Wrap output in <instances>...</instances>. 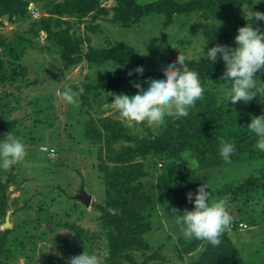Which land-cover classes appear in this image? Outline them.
<instances>
[{
  "label": "trees",
  "instance_id": "1",
  "mask_svg": "<svg viewBox=\"0 0 264 264\" xmlns=\"http://www.w3.org/2000/svg\"><path fill=\"white\" fill-rule=\"evenodd\" d=\"M106 1L109 0H0V17L18 23L29 21L24 32H16L13 37L0 35V88H2L0 91V135L11 131L16 135L18 131L13 128L14 121L8 119V110L11 108L9 98L14 95L12 88L18 89L15 82L26 78L28 70L26 61L30 58L28 57L30 50L56 53L58 55L56 60L62 63L65 69L85 61L91 69L101 67L108 62L124 63L126 73L122 75V78H116L114 72L108 73V77L100 80L87 75L85 80L69 85L73 89L82 86L84 91L79 93L78 103L70 104L74 111L67 114L73 119V124L84 131V136L92 144L99 145L100 163L97 166L101 172L102 184H105L106 189L104 203L96 202L93 205L102 213L99 216L100 229L90 232L74 223L69 224L64 221L53 226L51 220L47 228L51 231L58 227L77 229L76 240L82 242L79 245V251L86 250L93 253V248L105 249L108 252L105 261L109 264H120L124 261L128 264H148L153 259H166L160 252L161 248L142 263L136 261L131 251L148 248L144 238L149 231L153 230L151 218L155 214V204L161 202L164 207L168 205L172 209H179L178 214H181L183 209H189L192 204L186 194L189 191L195 193L199 180L204 181L210 178L195 179L191 171L180 163L181 158H196L201 166L209 169L241 162L258 163L259 167L255 166L253 172H248V176H243L242 180H228L226 177L217 179V186L208 185V190L215 198L228 195L227 200L231 203L235 202V209L239 214L252 206L254 201L264 202V163H262L264 152L255 147L256 136L246 128L251 116L264 112V93H258L257 97H253L248 102L238 101L233 104L228 101L227 104L224 101L225 93L231 82H226L221 77L225 71L224 62L220 59L210 62L203 56L198 60L185 61L190 69L199 74L203 86L207 87L202 97L188 109L187 115L165 116L166 121L161 124L157 132H154L150 123L143 119L132 125H125L112 117L95 118L91 109L96 107L95 111L98 114L105 111L102 106L111 103L113 99L111 93L131 94L137 90L132 81L146 82L147 77L159 76L163 73L160 70L146 69L144 59L132 46L91 45L90 37L79 32L80 24L89 16L95 20L107 14L109 10H113L110 20L123 27H131L149 15L155 16L161 23L168 26L173 22L174 15H177L178 20L182 22L180 28L183 29L186 28L185 24L191 15L201 12L203 18L207 20L216 18L221 25L232 23L234 27L229 31L237 34L239 27L249 23L244 18L246 15L244 7L248 4L252 5L253 0H151L149 2L147 0H113L112 7L105 6ZM258 1L256 3H259ZM31 2L36 3L40 13L46 12L47 15L33 17L28 9ZM261 10L264 12L263 6ZM87 28L93 29V26H87ZM42 31L46 34L47 43L45 44L39 41ZM229 31H225L226 35L219 38L218 43L235 46L232 34L227 35ZM261 31H264V26L261 27ZM213 45L210 43L207 46ZM136 65H142L143 70L134 71ZM130 71L131 75H129ZM256 79L258 84L264 83V71L257 73ZM16 101H18L17 98ZM53 103L51 92L37 96L33 100L36 115L47 111L54 112ZM79 123L85 127L82 128V125L80 127ZM138 128L145 132L142 136L137 131ZM220 138L235 145V151L228 161L219 154ZM116 144L120 145L118 149L115 148ZM49 149L57 153L56 147L52 146ZM36 150V146L33 147L31 154L21 163H25L27 169H31L32 177L35 174L44 177L43 174L47 170L49 172L47 179H52V173L57 164L51 158H49L51 163L48 161L44 164L40 163L33 154ZM25 160L32 162L27 163ZM155 161H161L158 163L161 165H158L161 171L157 178V188L154 192L146 191V186L141 180L148 176L149 164H155ZM10 181L17 182L18 174H10L7 182L0 186L2 221H5L9 208L8 196L4 193ZM40 194L44 196L43 192ZM68 198L69 201L75 200L71 203L73 208L70 207L69 210L82 209L74 196ZM50 202L51 200L42 199L35 209L34 203L26 200L24 206L26 216L16 220L12 227H6L0 231V264H17L18 254L26 258L24 264L33 263V253L38 241L47 239L50 235L46 232L47 230L41 228L48 216L53 217L48 211ZM31 209L36 211L34 216L28 213ZM19 210L21 209L13 210V215H18ZM256 210L252 209L253 214L250 218L241 217L231 221L235 232H240V223L250 227L255 226L258 221L254 213ZM259 217H262L264 223V209L259 212ZM219 240L218 244L213 245L206 239H189L180 236L179 246H175L177 256L183 260L184 255H190L203 242V252L197 260L189 264L253 263L251 259L243 256L236 242H233L226 231L221 233ZM46 258L48 264H57L53 262L49 254ZM257 264L261 262L258 261Z\"/></svg>",
  "mask_w": 264,
  "mask_h": 264
},
{
  "label": "rangeland",
  "instance_id": "2",
  "mask_svg": "<svg viewBox=\"0 0 264 264\" xmlns=\"http://www.w3.org/2000/svg\"><path fill=\"white\" fill-rule=\"evenodd\" d=\"M256 2L257 0H253V4ZM258 2L255 5L248 4L244 7L246 10L244 18L252 22L253 27L257 25H260V27L264 26V21H256L254 17L252 21L249 20L251 11L262 12L261 6L264 7V1L259 0ZM104 5L112 7L114 1H106ZM28 9L30 14L33 13L34 15L38 10L35 2H31ZM33 10L36 11L33 12ZM38 11L39 13L41 12L40 10ZM113 13V10H109L107 14L95 20H92L90 16L85 18L80 24L79 32L90 37V44L93 46L112 47L117 44H125L134 47L140 53L141 58L144 59V66L148 70L161 71L159 65L169 59H174L179 52L185 55V61L198 60L204 56L202 54L203 48L206 54L209 48L208 44L218 43L219 38L226 35L224 34L225 31H229L230 28L234 27L232 23L221 25L216 18L207 20L203 18L201 12H195L191 15L187 19V24H185L186 28L183 29L180 28V23L182 22L178 20L177 15H174L173 22L168 26L161 23L155 16L149 15L131 27H123L110 20ZM41 14L47 15L46 12ZM0 22V35L7 37H13L16 32H24L29 24V21L24 23L11 22L3 17H0ZM86 25L93 26V29L87 28ZM187 30L189 31L188 34ZM229 34H232L231 36L234 39L236 32L230 33L229 31L227 35ZM45 35L43 34L40 37L39 41L41 44L47 43ZM28 55L30 58L26 61L28 62L26 78L15 82V85H18V89L12 88L14 95L9 98L11 108L8 110V119L13 120V128L18 129L14 136L21 139L25 144L24 158H27L31 154L33 147L36 146L37 150L33 154L36 155L35 157L38 161L42 164L47 163V161L51 163L49 160L51 158L57 164L55 165L56 172L54 169L52 179H47L49 174L47 170H45L44 174L42 173L46 178L39 174H35L32 177L30 174L31 169H27V165L19 161L7 169L0 168V186L7 182L10 174H18V181H10L4 193L5 196H8V211L11 212L9 214L10 227L14 225L16 220L26 216V208L24 209L26 200H31L35 209L42 199L51 200L48 211L53 217L48 216L41 226L50 235L47 236V239L38 241L33 253L34 261L32 264H48V259L46 258L48 254L53 258L54 263L68 264V257L84 252L79 251V245L82 242L81 240H76L77 229L58 227L51 231L47 228V224L49 220L53 221V226L58 222L64 221L69 224L74 223L83 229L90 230V232L98 231L100 229L99 216L102 213L93 204L96 202L104 203L106 186L102 184L101 172L97 166L100 163L98 157L99 145L92 144L84 136V131L73 124V119L68 116L67 112L74 111V108H71V103L63 98L62 89L85 80L87 75H90L93 79L100 80L108 77V73L114 72L113 74L116 78H122V75L126 73V65L119 61L117 63L108 62L101 67L91 69L85 61L82 64L65 69L62 63L56 60L58 58L56 53L30 50ZM206 88L205 86L204 90ZM48 92L53 94L55 111L42 112L40 115H36L33 100L37 96ZM16 98L18 101H16ZM44 108L46 109V107ZM102 108L105 111L101 112V114L95 111L96 107L92 108V115L95 118L112 117L128 125L112 103L109 105L103 104ZM165 121L164 118L160 122H149L150 127L154 132H157ZM81 125L79 123L80 127ZM82 126V128L85 127V125ZM100 126L103 125L100 124ZM137 131L141 136L145 133L141 128ZM52 146L56 147L57 153L47 151L46 148ZM119 147V144L115 145L116 149ZM159 162L161 161L149 164L150 172L147 177L141 180L146 186V191L152 190L154 192L157 188V178L161 171L158 166ZM180 163L191 171L195 179L210 177L208 180H199L197 184L200 185L206 182L207 186L209 185L210 187H216L217 179H225L224 177L228 180H242L243 176H248V172H253L252 170L255 166L259 167L258 163L255 162H241L209 169L201 166L196 158L188 157L181 158ZM108 165L112 164L108 163ZM195 182L197 183L196 180ZM0 190L1 195L2 189ZM81 190H85L92 195L90 206L87 207L81 201L76 200L77 204L83 205L82 207L80 206L82 209L69 210L71 203L75 200L69 201L68 197L74 196L75 198ZM41 192L44 193L43 197L40 194ZM227 197L228 195L220 198L226 200L227 209L232 220H238L241 217L250 218L253 214L252 209H257L254 213L258 217V221L254 227L247 226L240 232H235L236 230L233 229L231 222L224 231L228 233L233 242H236L243 256L251 259L252 264H257L258 261L264 264V223L262 217H259V212L264 209V202L254 201L252 206H249L243 213L239 214L236 212L235 202H229ZM193 207L194 205L190 204L189 210ZM17 208L21 210L15 216L12 211ZM35 209L29 210L28 213L34 216L36 214ZM171 209L168 205L166 207L161 205V202L155 204V214L151 218L153 230L149 231L144 238L148 248L131 251L138 263H142L160 248V252L166 259H153L148 264H189L191 261L197 260L203 252L204 245L202 242L190 255H184L183 260L178 258L175 246H179L178 240L180 236H185L182 232L181 221L172 213ZM5 228V221H2V217H0V231ZM93 251L98 257L99 264H109L105 261L108 256L107 250L99 249L98 247L93 248ZM25 262L26 258L18 254L17 264H24ZM120 264H128V262L124 261Z\"/></svg>",
  "mask_w": 264,
  "mask_h": 264
},
{
  "label": "clouds",
  "instance_id": "3",
  "mask_svg": "<svg viewBox=\"0 0 264 264\" xmlns=\"http://www.w3.org/2000/svg\"><path fill=\"white\" fill-rule=\"evenodd\" d=\"M36 12L35 15L31 14L35 18L40 16L39 11ZM253 17L256 21H264V12L251 11L249 20L252 21ZM234 42L235 46L216 43L207 49L206 54L203 48L202 53L210 62L217 59L224 62L225 71L221 77L231 82L225 93L227 104L228 101L233 104L248 102L258 93H264V83L258 84L256 79L257 73L264 71V31H261L260 25L253 27L252 22L246 23L237 29ZM185 59V55L179 52L174 59L159 65L163 75L149 76L146 82L132 81L137 90L131 94L111 93V103L126 123L132 125L141 119L145 122H160L165 116L187 115L188 109L202 97L204 86L199 74L187 66ZM142 70V65H136L134 69L136 72ZM83 91L82 86L77 89L66 86L62 96L69 103H78L79 93ZM246 128L256 136L255 147L264 152V112L251 116ZM218 150L220 156L228 161L235 151V145L220 138ZM24 157L25 144L12 131L0 136V168L7 169ZM186 195L194 207L183 209L181 214H178L179 209H172V213L181 221L183 235L189 239H206L213 245L218 244L221 233L232 221L226 200L213 197L206 182L198 185L195 193L189 191ZM68 264H99V260L95 253L84 251L68 257Z\"/></svg>",
  "mask_w": 264,
  "mask_h": 264
},
{
  "label": "water",
  "instance_id": "4",
  "mask_svg": "<svg viewBox=\"0 0 264 264\" xmlns=\"http://www.w3.org/2000/svg\"><path fill=\"white\" fill-rule=\"evenodd\" d=\"M2 90V88H0V91ZM76 199H78L79 201L82 202L83 205L85 206H90L91 202H92V195L87 193L85 190H81L76 196ZM9 214H11L10 211L7 212V215L5 217V227H10L11 223H10V216Z\"/></svg>",
  "mask_w": 264,
  "mask_h": 264
},
{
  "label": "built area",
  "instance_id": "5",
  "mask_svg": "<svg viewBox=\"0 0 264 264\" xmlns=\"http://www.w3.org/2000/svg\"><path fill=\"white\" fill-rule=\"evenodd\" d=\"M46 149H47L48 152H50V153H54V151H53L52 149H48V148H46ZM246 227H247L246 224H244V223H240V228H241V230L244 229V228H246Z\"/></svg>",
  "mask_w": 264,
  "mask_h": 264
}]
</instances>
